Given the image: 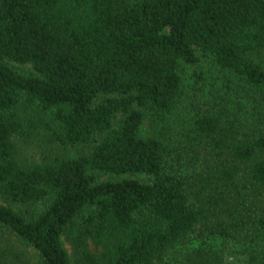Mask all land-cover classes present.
<instances>
[{
	"label": "trees",
	"instance_id": "obj_1",
	"mask_svg": "<svg viewBox=\"0 0 264 264\" xmlns=\"http://www.w3.org/2000/svg\"><path fill=\"white\" fill-rule=\"evenodd\" d=\"M0 198V264H264V0H0Z\"/></svg>",
	"mask_w": 264,
	"mask_h": 264
},
{
	"label": "rangeland",
	"instance_id": "obj_2",
	"mask_svg": "<svg viewBox=\"0 0 264 264\" xmlns=\"http://www.w3.org/2000/svg\"><path fill=\"white\" fill-rule=\"evenodd\" d=\"M22 68L30 69L31 66L26 64L22 65ZM184 109L179 108L175 112V123L179 124L181 119H183ZM18 158L24 163H38L41 162L45 157H53L59 155H65L75 151L73 147H65L59 144L50 142L44 134L35 133L28 138H18ZM104 177H110L106 175ZM1 200V198H0ZM211 243L216 248V241H211ZM66 246L69 248V251L72 252L71 245L66 242ZM241 249L235 245H231L225 248L226 264H243L245 259L244 254L240 251ZM174 254V255H173ZM169 254L165 262L161 264H174L175 254Z\"/></svg>",
	"mask_w": 264,
	"mask_h": 264
}]
</instances>
